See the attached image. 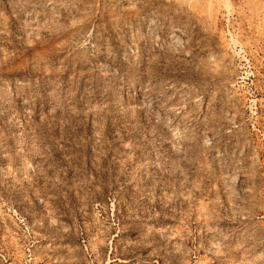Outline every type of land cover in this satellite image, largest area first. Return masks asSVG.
Segmentation results:
<instances>
[{
  "label": "rangeland",
  "instance_id": "374dc122",
  "mask_svg": "<svg viewBox=\"0 0 264 264\" xmlns=\"http://www.w3.org/2000/svg\"><path fill=\"white\" fill-rule=\"evenodd\" d=\"M0 264H264V0H0Z\"/></svg>",
  "mask_w": 264,
  "mask_h": 264
},
{
  "label": "trees",
  "instance_id": "16d2710c",
  "mask_svg": "<svg viewBox=\"0 0 264 264\" xmlns=\"http://www.w3.org/2000/svg\"><path fill=\"white\" fill-rule=\"evenodd\" d=\"M118 224H120V223L118 222ZM120 236H121V234L120 233H117L116 234V237L114 238V240L117 239V238H119Z\"/></svg>",
  "mask_w": 264,
  "mask_h": 264
}]
</instances>
